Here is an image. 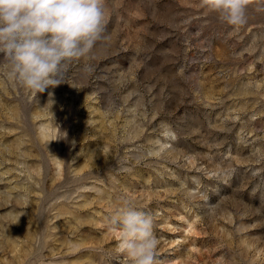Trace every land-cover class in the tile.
Listing matches in <instances>:
<instances>
[{"label": "rangeland", "instance_id": "rangeland-1", "mask_svg": "<svg viewBox=\"0 0 264 264\" xmlns=\"http://www.w3.org/2000/svg\"><path fill=\"white\" fill-rule=\"evenodd\" d=\"M106 7L110 38L57 87L0 61V264H130L107 227L126 203L154 217L159 264H264V12L234 29L201 0Z\"/></svg>", "mask_w": 264, "mask_h": 264}, {"label": "clouds", "instance_id": "clouds-1", "mask_svg": "<svg viewBox=\"0 0 264 264\" xmlns=\"http://www.w3.org/2000/svg\"><path fill=\"white\" fill-rule=\"evenodd\" d=\"M252 2L201 0V6L239 29ZM255 7L264 12V0H255ZM109 19L106 0H0V61L11 80L34 95L43 93L64 82L61 73L70 62L88 57L98 42L110 38ZM107 227L118 233V247L130 264H159L151 214L126 203Z\"/></svg>", "mask_w": 264, "mask_h": 264}]
</instances>
